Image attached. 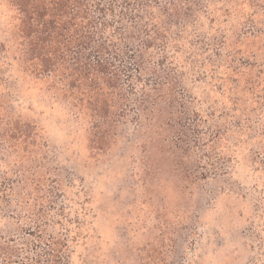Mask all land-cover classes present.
<instances>
[{
	"label": "rangeland",
	"instance_id": "obj_1",
	"mask_svg": "<svg viewBox=\"0 0 264 264\" xmlns=\"http://www.w3.org/2000/svg\"><path fill=\"white\" fill-rule=\"evenodd\" d=\"M211 8L174 55L176 81L164 89L179 101L174 119L144 111L138 125L130 112L97 128L14 64V110L44 144L30 148L29 176L60 189L30 203L64 204L49 214L69 264H264V1ZM9 19L0 3V33ZM1 148L0 171L11 173ZM23 195L19 185L0 193V242L28 228L16 217Z\"/></svg>",
	"mask_w": 264,
	"mask_h": 264
},
{
	"label": "trees",
	"instance_id": "obj_2",
	"mask_svg": "<svg viewBox=\"0 0 264 264\" xmlns=\"http://www.w3.org/2000/svg\"><path fill=\"white\" fill-rule=\"evenodd\" d=\"M219 1L238 0H0L10 12L0 33V144L15 159L11 173L0 171V193L6 199L21 186L16 217L28 226L0 242V264L70 262L67 240L54 233L56 220L49 214L64 204L51 200L49 211H34L30 203L44 200V192L56 199L60 189L57 181L29 176L30 148L44 144L38 125L14 110V64L24 76L45 80L78 113L92 116L97 128L115 127L130 112L138 125L144 111L156 121L163 112L174 119L179 101L173 92L169 101L164 96L176 81L174 55L189 27ZM246 1L257 6L261 0Z\"/></svg>",
	"mask_w": 264,
	"mask_h": 264
}]
</instances>
